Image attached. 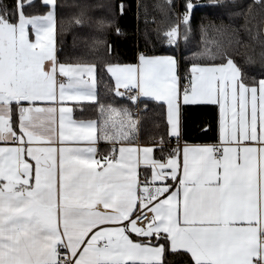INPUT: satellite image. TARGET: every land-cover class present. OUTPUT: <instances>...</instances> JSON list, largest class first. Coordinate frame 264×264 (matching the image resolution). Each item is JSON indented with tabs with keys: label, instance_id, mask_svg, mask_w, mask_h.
I'll use <instances>...</instances> for the list:
<instances>
[{
	"label": "snow or ice",
	"instance_id": "6c2138e0",
	"mask_svg": "<svg viewBox=\"0 0 264 264\" xmlns=\"http://www.w3.org/2000/svg\"><path fill=\"white\" fill-rule=\"evenodd\" d=\"M41 2L43 14H26L35 0L0 3V264H166V252L189 264H264V68L248 78L220 47L183 76L174 55L62 63L60 6ZM205 6L185 0L165 46L186 43ZM98 72L114 97L166 105L177 144L157 158L135 143L134 113L101 102ZM71 102L93 103L96 118L73 119ZM181 104L218 107L215 143H179Z\"/></svg>",
	"mask_w": 264,
	"mask_h": 264
},
{
	"label": "trees",
	"instance_id": "16d2710c",
	"mask_svg": "<svg viewBox=\"0 0 264 264\" xmlns=\"http://www.w3.org/2000/svg\"><path fill=\"white\" fill-rule=\"evenodd\" d=\"M12 2L13 0H0V3ZM57 2L60 6L57 16V57L62 63H96L99 67L106 63H135L138 53L146 50L147 54H172L178 57L183 76L194 62V57L206 49L215 52L217 47H220L233 57L242 74L248 78H260L264 68L261 61L264 54V4H257L256 0H216L215 3H210V0H193L194 4L207 6L194 10L191 19L192 31L188 40L186 43L181 40L176 48L165 46L163 33L182 15L185 0H172L171 5L167 0H57ZM46 11L41 0H35L30 8L25 9L26 14H43ZM77 19L82 21V26L75 23ZM182 27L181 25V29ZM79 37L82 39H78ZM238 39L240 43H237ZM89 42H93L92 50L88 46ZM112 86L110 75L98 72L97 91L101 102L106 99L109 102L114 100L116 106L128 107L133 112L135 105L123 98L114 97L110 91ZM140 106V115L137 117L134 114L137 120L134 142L154 145L155 156L159 158L161 150L164 153L170 150L158 147L153 142L154 139L171 138L166 107L162 102L151 99H141ZM182 115L183 141L201 142L217 139L216 106H183ZM75 116L81 119H95L96 105L83 103L76 106ZM205 127L208 128L204 130ZM98 147L100 153L106 154L110 145L107 142H100ZM165 262L189 264V256L183 252H166Z\"/></svg>",
	"mask_w": 264,
	"mask_h": 264
},
{
	"label": "crops",
	"instance_id": "0c3cea01",
	"mask_svg": "<svg viewBox=\"0 0 264 264\" xmlns=\"http://www.w3.org/2000/svg\"><path fill=\"white\" fill-rule=\"evenodd\" d=\"M56 49H57V43H56ZM139 54H140V52L138 53V56H139ZM147 54V53H146ZM148 55H172V54H148ZM138 56H137V61H138ZM175 56V55H174ZM176 57V56H175ZM177 58V61H178V65H179V67H178V74H180L181 75V72H180V61H179V58L178 57H176ZM137 61L135 62V63H137ZM135 63H128V64H135ZM66 64H76V63H66ZM141 99H149V98H141ZM83 103H91V102H71V103H69V107H72V109H73V112H72V117H73V119H75V120H78V121H80V120H89V119H81V118H77L76 116H75V107L76 106H79V105H81V104H83ZM197 105H210V106H216V105H211V104H197ZM183 106H196V105H183V104H181V106H180V122H181V137H182V133H183V126H184V118H183V115H182V109H183ZM165 107H166V105H165ZM217 107V106H216ZM217 112H218V107H217ZM206 113V112H205ZM210 115V114H209ZM166 117H167V109H166ZM207 118H209V117H207ZM58 122H59V116H58V114H57V127H58ZM188 123V122H187ZM186 123V124H187ZM189 124V123H188ZM169 125V124H168ZM208 127H205L204 128V130H206ZM169 130H170V126H169ZM172 138V137H171ZM217 139H218V121H217ZM217 139L216 140H214V141H201V142H189V141H183L184 143L185 142H187V143H190V144H203V143H215L216 141H217ZM136 143H139V144H141V145H152V144H143V143H140V142H136ZM98 145H99V143L97 144V147H98ZM154 146V145H153ZM154 156H155V146H154ZM141 178L143 179V172L141 173Z\"/></svg>",
	"mask_w": 264,
	"mask_h": 264
},
{
	"label": "built area",
	"instance_id": "2783aa9c",
	"mask_svg": "<svg viewBox=\"0 0 264 264\" xmlns=\"http://www.w3.org/2000/svg\"><path fill=\"white\" fill-rule=\"evenodd\" d=\"M142 52H143V53H146V50H143ZM142 52H140V53H142ZM123 100L130 102L129 99L126 98V97L123 98ZM140 100H141V99H140ZM140 100H138V101L134 104L135 106H134V108H133V112H134V114L137 115V117L140 115V110H141ZM161 141H163V144H161ZM153 142H154V144H155L156 146H158V147H164V148H169V149H171L172 147H174V146L177 144V141H176L174 138H169L168 140H156V139H154ZM179 143H180L181 145L184 144L182 138L180 139ZM97 148H98V150H99V147H97ZM99 153H100V150L98 151V154H99ZM149 215H150V214H149Z\"/></svg>",
	"mask_w": 264,
	"mask_h": 264
},
{
	"label": "rangeland",
	"instance_id": "374dc122",
	"mask_svg": "<svg viewBox=\"0 0 264 264\" xmlns=\"http://www.w3.org/2000/svg\"><path fill=\"white\" fill-rule=\"evenodd\" d=\"M78 39H80V40H81L82 38H81V37H79ZM81 42H82V41H81ZM89 44H90V45H88V46H89V48L92 50V48H93V42H92V43H91V42H89ZM138 119H139V118H138Z\"/></svg>",
	"mask_w": 264,
	"mask_h": 264
},
{
	"label": "water",
	"instance_id": "95a60500",
	"mask_svg": "<svg viewBox=\"0 0 264 264\" xmlns=\"http://www.w3.org/2000/svg\"><path fill=\"white\" fill-rule=\"evenodd\" d=\"M263 31H264V26H263Z\"/></svg>",
	"mask_w": 264,
	"mask_h": 264
}]
</instances>
